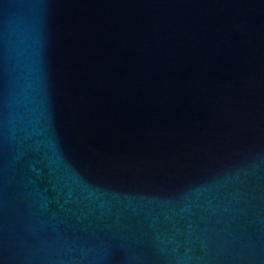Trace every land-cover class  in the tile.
<instances>
[{
	"label": "water",
	"instance_id": "obj_1",
	"mask_svg": "<svg viewBox=\"0 0 264 264\" xmlns=\"http://www.w3.org/2000/svg\"><path fill=\"white\" fill-rule=\"evenodd\" d=\"M0 264H264V0H0Z\"/></svg>",
	"mask_w": 264,
	"mask_h": 264
}]
</instances>
